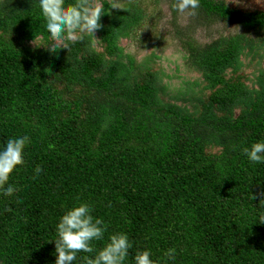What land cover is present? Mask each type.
<instances>
[{"label":"trees","instance_id":"trees-1","mask_svg":"<svg viewBox=\"0 0 264 264\" xmlns=\"http://www.w3.org/2000/svg\"><path fill=\"white\" fill-rule=\"evenodd\" d=\"M143 11L129 2L101 20L102 52L89 36L48 51L34 45L47 35L34 0H0V143L28 137L9 177L18 191L0 195V264H55V226L81 201L107 225L97 250L112 233L128 234L127 264L143 249L158 264H264V164L242 154L264 138V68L256 87L234 75L243 50L264 44V10L200 0L177 27L210 92L202 112L165 102L157 73L131 82L136 59L119 41ZM213 18L242 31L200 43L197 27ZM170 248L174 259L164 255ZM94 254L78 253L74 264Z\"/></svg>","mask_w":264,"mask_h":264},{"label":"clouds","instance_id":"clouds-1","mask_svg":"<svg viewBox=\"0 0 264 264\" xmlns=\"http://www.w3.org/2000/svg\"><path fill=\"white\" fill-rule=\"evenodd\" d=\"M43 18V28L47 29L45 39L34 44L45 46L52 51L69 48L74 40H83L85 36L95 37L102 27L101 17L109 11L101 0H34ZM120 0H110L111 9H121ZM200 0H171V8L178 15H195ZM28 137L16 135L0 143V195L11 197L18 186L9 182L10 174L24 162ZM242 154L252 164H264V138L242 148ZM42 171L37 165L34 169L38 176ZM93 206L88 202H79L68 208L55 226V264H74L78 253H95L84 256V264H127L129 249L133 247L126 232H114L108 241L97 250L93 241L104 239L107 225L100 217L93 215ZM258 223L264 224V211L258 213ZM53 241V240H52ZM175 249H167L165 257L174 259ZM134 264H158L152 258L149 249L137 250Z\"/></svg>","mask_w":264,"mask_h":264},{"label":"rangeland","instance_id":"rangeland-1","mask_svg":"<svg viewBox=\"0 0 264 264\" xmlns=\"http://www.w3.org/2000/svg\"><path fill=\"white\" fill-rule=\"evenodd\" d=\"M110 1V0H108ZM231 6L242 9H263L264 0H224ZM102 4L104 0H101ZM129 2H136L144 9L145 16L140 23L133 28L131 37H121L120 45L125 54L134 55L137 67L131 77V82L143 83L147 80V74L157 73L155 83L161 89L162 99L178 105H185L194 111H204V105L210 96L205 89L206 80L202 72L193 67L188 60L187 50L184 48L181 38L178 37V28H183L190 22V14L178 15L171 8V0H120V8L126 7ZM108 14L101 17L103 23H107L115 9L108 8ZM118 10V9H117ZM205 24L197 27L194 37L200 43H209L222 35H230L241 32V26L235 21H226L220 18L203 20ZM178 27V28H177ZM191 35L192 31H186ZM248 37L257 43L260 39L254 32H246ZM90 39V37H89ZM76 41V40H74ZM90 45L96 51H103L98 31L89 40ZM70 47V45H69ZM69 49V48H68ZM67 49V50H68ZM127 62V58H123ZM239 70L236 76H241L248 85L256 87L260 71L264 68V44L253 49L245 48L239 57ZM149 71L147 72V70ZM228 77L232 76L231 69L227 71ZM235 80V78H234ZM217 112L222 114L216 108ZM240 109H236L238 114Z\"/></svg>","mask_w":264,"mask_h":264}]
</instances>
